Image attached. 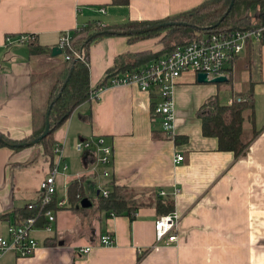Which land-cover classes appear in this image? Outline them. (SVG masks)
Returning a JSON list of instances; mask_svg holds the SVG:
<instances>
[{
  "label": "crops",
  "instance_id": "1",
  "mask_svg": "<svg viewBox=\"0 0 264 264\" xmlns=\"http://www.w3.org/2000/svg\"><path fill=\"white\" fill-rule=\"evenodd\" d=\"M205 1L0 0V134L15 141L31 135L33 112L45 102L51 84L47 73L62 62L61 55H51L61 34L92 24L159 21ZM20 35H33L48 51L32 55L28 43L18 42ZM161 50L160 38L129 42L115 35L97 40L88 48L91 91L105 84L117 58ZM249 91L253 109L243 113L242 124V140L248 145L235 157L219 151L217 139L202 135L196 113L214 98L228 104ZM172 101V138L152 118L151 96L135 86L106 87L79 105L53 132L54 142L63 145L64 155L73 145L72 152L79 156L74 149L78 141L102 138L112 147L111 162L105 168L91 164L85 169L81 164L84 173L76 176L68 169L56 178L61 180L56 188H66L69 180L84 174L90 175L89 186L102 180L98 194L84 188L90 208L82 209L79 202L57 210L51 232L36 224L32 236L38 247L33 255L20 258L7 252L0 264H264V42L247 44L225 83L201 84L196 74H182ZM176 156L183 160L177 163ZM51 158L52 153L44 155L37 145L0 147V235L6 236L16 210L38 200ZM103 170L107 178L101 176ZM33 171L39 179L35 187ZM114 185L134 194L142 205L131 218L99 211L91 223L84 222L82 214L97 209L99 190ZM161 191L167 195L159 196ZM158 198L172 200L179 216L175 244L156 243L154 222L161 215L153 203ZM42 232L46 235L40 238ZM102 235L112 237L114 245L96 246ZM91 245L89 253H78V248Z\"/></svg>",
  "mask_w": 264,
  "mask_h": 264
},
{
  "label": "trees",
  "instance_id": "2",
  "mask_svg": "<svg viewBox=\"0 0 264 264\" xmlns=\"http://www.w3.org/2000/svg\"><path fill=\"white\" fill-rule=\"evenodd\" d=\"M229 4L230 0H207L187 12L169 16L159 21L126 22L109 27L92 24L75 30L72 33L73 46L84 48L85 59L83 61L62 60L49 70L47 76H49L51 84L45 102L40 109H35L33 112L31 135L28 138L15 141L0 134V147L6 146L15 150L34 141L43 133L48 115L51 132L37 146L42 147L44 155L51 156L55 145L53 132L69 119L79 105L90 99L88 48L101 38L120 35L127 37L129 42H135L162 36L160 42L163 43L168 37L170 39L172 37L171 41L167 42L164 49L159 53L142 52L117 58L113 68L107 72V77H110L118 73L131 72L140 66L157 61L163 54L188 43L197 35L218 31L246 30L264 25V0H234L233 6L227 12ZM220 19L222 20L220 21ZM79 30L81 33L77 34ZM28 36L33 37L31 40L29 39L27 44L32 55L48 51L36 44L33 35ZM181 38L189 40L183 42L184 40L182 41ZM263 42L264 34L260 43ZM240 96L243 98L240 102L234 100L230 104H223L219 98H214L201 106L196 113L201 122L202 135L217 139L219 151L230 152L235 157L240 156L247 148L248 144L242 140L243 113L253 109L251 92ZM151 106L152 118H156L160 122L154 112L153 104ZM17 145L20 147H15ZM80 157L81 164L85 169L94 163L88 152ZM89 177L90 175L83 174L78 178L69 180L67 185L68 205L72 207L79 205L82 199L88 197L83 186L87 182L91 183ZM109 191L107 198H103L100 194L96 197L99 211L110 212L114 216L126 215L131 218L142 205L139 200L134 199V194L123 187L114 185ZM56 199L57 196L53 198V202ZM153 205L161 216L173 212V201L168 198H158ZM52 208L54 209L53 204L43 210L40 208L28 210L26 206L24 209L16 210L13 213V222L18 224L26 218L36 217L39 224L43 226L46 223L44 222V212Z\"/></svg>",
  "mask_w": 264,
  "mask_h": 264
},
{
  "label": "built area",
  "instance_id": "3",
  "mask_svg": "<svg viewBox=\"0 0 264 264\" xmlns=\"http://www.w3.org/2000/svg\"><path fill=\"white\" fill-rule=\"evenodd\" d=\"M104 11L102 10V13ZM264 34V25L261 27L249 28L246 30L218 31L197 35L188 43L172 49L169 53L162 55L157 61L150 62L131 72L118 73L110 77H105L104 85L98 90L91 91L90 98H96L98 91L106 87L135 86L141 92L147 93L153 100L154 112L160 119L159 125L166 137H173L174 107L172 101L173 88L178 83L182 74L192 72L196 75L204 74L208 80L219 77L228 78L233 62L241 55L249 43H259ZM28 35H20L17 40L21 44H27ZM11 36H7L5 42L10 44ZM61 51L63 61L85 59L84 48L73 46V37L69 32L60 35L56 45ZM240 102L241 99H236ZM233 100H229L228 104ZM75 152L81 156L88 152L93 160V166L107 167L111 162L113 150L111 146L104 144L102 138L97 140L82 139L75 144ZM182 156H176L175 161L180 163ZM68 166L65 162L64 147L61 143H55L52 150L51 166L48 174L40 183L39 198L36 202L27 205L28 210L49 207L54 205V209H47L44 212L46 223L44 230L51 232L55 221L54 212L66 208L68 202L65 199L53 198L57 196L56 178L67 172ZM97 174L99 171L94 170ZM101 176H109L106 170L101 172ZM99 194L107 198L109 191L100 189ZM176 191L172 193L175 196ZM167 194L163 191L159 196ZM38 219L29 217L21 220L18 224L11 223L7 227L6 236L0 235V256L7 252H14L20 258H26L37 250L38 243L32 236L36 228ZM179 216L176 212L159 217L154 222V234L156 243H163L166 246L177 242V228ZM114 245V240L109 235H102L96 246L109 248ZM93 245L78 248V253L85 255L93 249Z\"/></svg>",
  "mask_w": 264,
  "mask_h": 264
},
{
  "label": "rangeland",
  "instance_id": "4",
  "mask_svg": "<svg viewBox=\"0 0 264 264\" xmlns=\"http://www.w3.org/2000/svg\"><path fill=\"white\" fill-rule=\"evenodd\" d=\"M81 30H79L78 32H77V34H80L81 32H80ZM163 35V34H162ZM162 37V36H161ZM160 37V38H161ZM171 39H172V37H171ZM171 39H170V37H168L167 38V40L166 41H164L163 43H162V50L164 49V45L167 43V42H170L171 41ZM182 39V41L184 40L183 38H181ZM180 39V40H181ZM189 39H186V40H184L183 42H187ZM161 50V51H162ZM245 54V53H244ZM72 147H73V145L72 146H70L69 148V150L68 151H65V155H66V164H67V166H68V169H70V172H72L73 173V175L74 176H76V175H78V174H82V173H84V169L82 168V166H81V157L80 156H77V155H75L73 152H72ZM40 165H43L44 167H46L47 165H46V163H44L43 161H41V163H40ZM36 170L39 172V175H41L42 174V172H41V169H39V167H36ZM34 173V171L32 172V179H33V183H32V187H35V186H38V184L37 183H39V179L35 176H33V175H35V174H33ZM58 184L61 182V180H57L56 181ZM41 183V182H40ZM95 186H89L88 184H86L85 186H84V188H85V192L86 193H88V192H91V191H94V192H97L98 191V189H97V186H98V184H101L102 183V180H100V179H97V180H95ZM38 188H40V185H39V187ZM67 188V187H66ZM66 188H60V189H58L57 191H58V198L61 200V199H65V200H67V191H66ZM96 204H97V202H96ZM97 207V209H94L92 212H90V213H88L87 215H85V214H82V216L84 217V222H86L87 224L88 223H91L93 220H94V218H95V215H96V213H98L99 212V209H98V206H96ZM43 233V232H42ZM46 234H39L38 236L40 237V238H43L44 236H45ZM39 242H41V240H39Z\"/></svg>",
  "mask_w": 264,
  "mask_h": 264
},
{
  "label": "water",
  "instance_id": "5",
  "mask_svg": "<svg viewBox=\"0 0 264 264\" xmlns=\"http://www.w3.org/2000/svg\"><path fill=\"white\" fill-rule=\"evenodd\" d=\"M233 3H234V0H230V4H229V8L227 10V12H229V10L231 9V7L233 6ZM222 19H220L221 21ZM155 29H158V28H155ZM139 33V32H137ZM51 55L53 57L55 56H59L61 55V51L58 49V48H52L51 50ZM197 82L198 83H201V84H222V83H225L227 82V78L225 77H219V78H215V79H212V80H208L206 75L204 74H198L197 75ZM51 107V106H50ZM50 123H49V116L47 115L46 117V122H45V128H44V131L43 133L37 138L35 139L34 141L30 142V143H27V144H24L23 146L24 147H27V146H36L39 144V142H41L44 138H46L49 133H50ZM15 147H20V146H15ZM98 194V192H97ZM91 206V202L87 199V198H84L81 200L80 202V207L82 209H88L90 208Z\"/></svg>",
  "mask_w": 264,
  "mask_h": 264
}]
</instances>
